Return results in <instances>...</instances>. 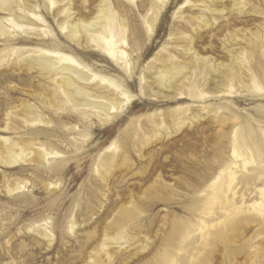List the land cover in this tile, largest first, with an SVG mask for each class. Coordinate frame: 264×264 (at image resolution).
I'll use <instances>...</instances> for the list:
<instances>
[{
    "label": "rangeland",
    "instance_id": "1",
    "mask_svg": "<svg viewBox=\"0 0 264 264\" xmlns=\"http://www.w3.org/2000/svg\"><path fill=\"white\" fill-rule=\"evenodd\" d=\"M18 1L44 21L46 44L0 36V264H264L255 207L264 189V0ZM28 11L0 10V19ZM106 11L124 57L86 37L83 24ZM190 46L200 61L184 54ZM29 49L74 57L94 90L126 104L107 122L96 107H75L25 64ZM175 64L183 75L194 68L182 96L142 94L154 67ZM222 74L232 76L229 93L198 96L197 83ZM192 111L199 120L179 126Z\"/></svg>",
    "mask_w": 264,
    "mask_h": 264
},
{
    "label": "bare ground",
    "instance_id": "2",
    "mask_svg": "<svg viewBox=\"0 0 264 264\" xmlns=\"http://www.w3.org/2000/svg\"><path fill=\"white\" fill-rule=\"evenodd\" d=\"M16 1L14 2V0H0V10L2 12L9 13V14L11 13V15H14V12L17 9H25L27 11L29 10L27 13V16L24 17L23 15L22 17L21 15L17 13L18 15L16 16L15 19H7L6 21L0 19V36L10 41V40H14L15 37L19 36V34H16V33L22 32V34L20 35H25L27 39L26 40H14V42L19 41V42H16L18 44L20 43L22 44L32 43V44H37V45L46 44V42H44L43 40L45 36L44 34L41 33L42 31H44V29H42V24L44 22L42 18L37 13H35L33 10H31V8L27 9L28 7L26 8L22 4V2L20 1L16 2ZM28 1L31 7H35V5H37L35 4L34 0H28ZM239 1L241 0H234V2L237 4H239ZM209 9L212 10L210 7ZM67 10L68 9H65L64 11L68 12ZM105 14L106 15L104 19L100 21L98 24L96 22L89 23V24L85 23L86 25L83 24V28L86 30V37L88 38L90 42H92L93 44L95 43L96 46L99 49H101L102 52L105 53V55H107L108 57H111V58H114L117 56L124 57L126 56V53L123 51H119L120 49L116 41L117 37L115 35V29H114L115 22H114L113 13L110 11L109 12L106 11ZM150 24L152 27L153 25L152 20L150 21ZM69 28L71 29V34L70 36L69 35L68 36L74 39L76 25H71ZM188 39L190 40L189 43L193 42L192 38H188ZM192 50H193L192 46H190L183 51L185 55L192 58L194 62L196 63L197 61H200L201 59H199L196 53L193 52ZM24 51H25L24 54L21 51L22 53L21 57L25 60L26 62L25 64L29 67V69L40 71L42 73H45L46 75H49L51 82L54 83L55 92L59 93L60 94L59 96L63 98L65 97L68 101L72 102L75 107H83V106L85 107L92 106L93 108L96 107L98 108V112L96 113L99 116V118L107 122L108 120L110 121L114 113L118 114L119 112L118 109L122 108L123 105L126 104L124 103L126 102L124 101L126 99L123 100L118 97H117L118 99L111 98V95L107 93L106 90H101V89H99L98 91L96 89L94 90L91 87L92 79L94 78V76L90 74L91 71L86 66H83L74 57L67 55V54L57 53V52H53L49 50H40V49L30 50L29 49V50H24ZM242 54H243L242 52H239L233 55L232 56L234 58L233 60H236V61L237 59L239 60V58L242 57ZM183 70H186V68L184 67V65L182 66L180 64L161 65L160 67H154V72H152L150 76L148 77V79H150L151 81L148 80L147 82L146 80L145 81L146 85L141 88L142 94H144L145 96L147 95L152 98L154 97L155 98L156 97L174 98V97H179L180 95L182 96V93L180 92L179 87L187 83L186 81L188 80L189 76L193 75L192 73L194 71V68L191 66L190 68L191 73H188L187 75L182 74ZM213 72L215 73L216 71H213ZM230 76L231 75L222 74L217 78L206 79L205 83L208 81V85L204 86V87H207L206 90H202L201 87L203 86L201 87L200 85L197 86L198 85L197 83L195 87L199 89L198 96L206 97L209 95H214V96L220 95L226 92L229 93L230 91L226 87L230 86V85L228 86V83L229 81H231V78H232V76L231 78ZM191 88H194V86H191ZM197 89H195V91ZM123 94L124 93L121 92V95ZM92 103L94 105H92ZM27 106H28L27 109L31 111L32 110L31 106L30 105H27ZM187 108L192 109L193 107L192 108L187 107ZM200 114H201L200 111L198 112L192 111L189 113L188 118L187 119L185 118L186 120L183 118L184 121L183 122L179 121L181 124L179 123L178 125L183 126L184 124L186 125L187 122L193 123V121L199 120L201 116ZM34 120L36 119L34 118ZM166 132H167V135H171L169 130H167ZM234 154H236L235 151H234ZM20 156L21 155L14 157V160L12 159L13 161L10 163L14 164L15 162H17ZM46 156H47L46 154H42V152L40 153L39 151V154H38L39 160L43 161V159L46 158ZM238 157L240 156L238 155ZM112 158H113L112 156H109V155L106 156L104 160L102 159L103 163L106 165H110L112 162ZM243 161H244L243 166L248 164L246 160H243ZM235 180H236L235 173L230 172L229 177H228V183L226 184L228 192L230 189L236 188V187L233 188V183L235 182ZM258 194H259V197L261 196L262 202L260 204H257L259 205L258 207L257 206L255 207L257 209L259 208V212L263 214L264 213V189H260ZM236 195H237V192L235 191L233 193V196L235 197ZM244 197L245 195H242L243 201L245 199ZM255 207L253 206L252 208L254 209Z\"/></svg>",
    "mask_w": 264,
    "mask_h": 264
}]
</instances>
